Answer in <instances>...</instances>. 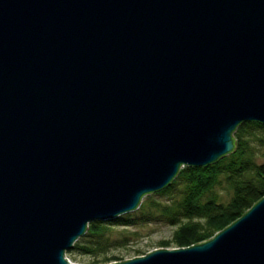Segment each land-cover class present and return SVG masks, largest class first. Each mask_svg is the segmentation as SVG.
<instances>
[{
  "label": "water",
  "instance_id": "obj_1",
  "mask_svg": "<svg viewBox=\"0 0 264 264\" xmlns=\"http://www.w3.org/2000/svg\"><path fill=\"white\" fill-rule=\"evenodd\" d=\"M264 124V0H0V264H73L93 221ZM108 264H264V197L188 247Z\"/></svg>",
  "mask_w": 264,
  "mask_h": 264
},
{
  "label": "trees",
  "instance_id": "obj_2",
  "mask_svg": "<svg viewBox=\"0 0 264 264\" xmlns=\"http://www.w3.org/2000/svg\"><path fill=\"white\" fill-rule=\"evenodd\" d=\"M235 149L205 166L181 167L172 181L162 189L146 194L139 207L111 221L88 223L85 233L66 253H89V264L121 261L119 255L108 254V235L114 225L130 226L138 221L159 220L175 225L170 238L161 247L183 248L211 238L240 218L264 197V160L258 161V147L264 148V124L241 122L232 133ZM218 190L226 196L222 197ZM166 196V202L152 198ZM136 222V223H135ZM134 257L146 254L135 249Z\"/></svg>",
  "mask_w": 264,
  "mask_h": 264
},
{
  "label": "rangeland",
  "instance_id": "obj_3",
  "mask_svg": "<svg viewBox=\"0 0 264 264\" xmlns=\"http://www.w3.org/2000/svg\"><path fill=\"white\" fill-rule=\"evenodd\" d=\"M257 150V160H264V148L258 147ZM218 191L222 197L226 196L222 190ZM152 198L163 202L168 200L166 196L159 195H153ZM146 199L147 197L144 196L143 201ZM175 228V225H170L159 220L138 221L136 224L126 227L114 225L111 227L108 235L110 246L108 247L107 253L119 255L122 261L133 258L135 255L133 251L135 249L146 251V253L155 249H176L172 246L166 248L161 247L159 244L162 240L170 238ZM66 257L73 264H89L92 260L91 254L81 253L79 251L66 253Z\"/></svg>",
  "mask_w": 264,
  "mask_h": 264
},
{
  "label": "built area",
  "instance_id": "obj_4",
  "mask_svg": "<svg viewBox=\"0 0 264 264\" xmlns=\"http://www.w3.org/2000/svg\"><path fill=\"white\" fill-rule=\"evenodd\" d=\"M67 258V257H66ZM68 259V258H67ZM70 261V260H69Z\"/></svg>",
  "mask_w": 264,
  "mask_h": 264
},
{
  "label": "bare ground",
  "instance_id": "obj_5",
  "mask_svg": "<svg viewBox=\"0 0 264 264\" xmlns=\"http://www.w3.org/2000/svg\"><path fill=\"white\" fill-rule=\"evenodd\" d=\"M68 258V257H67Z\"/></svg>",
  "mask_w": 264,
  "mask_h": 264
}]
</instances>
